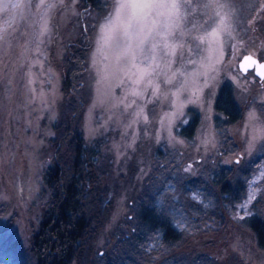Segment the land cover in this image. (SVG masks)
<instances>
[{
	"label": "rangeland",
	"instance_id": "obj_1",
	"mask_svg": "<svg viewBox=\"0 0 264 264\" xmlns=\"http://www.w3.org/2000/svg\"><path fill=\"white\" fill-rule=\"evenodd\" d=\"M101 2L107 10L91 13L84 0H64L49 13V32L44 35L43 10L0 13V28L8 29L0 41V256L34 264L33 233L55 202L47 176L57 156L52 138L65 100L59 65L71 39L76 46L88 41L92 45L81 129L88 145L100 143L101 155L94 164L99 182L88 185L87 194L96 195L97 185L103 202L92 215L86 239L91 264L123 254L116 249L125 235H148L139 217L144 196L163 207L167 199L181 203L168 209L185 229L183 240L173 248L181 251L178 263L264 264V249L244 222L247 215L264 214V78L239 68L247 53L264 60V0H231L234 38L223 37V54L218 57L222 63L213 61L217 70L199 75L195 85L189 77L186 88H180L183 77L175 85H162L159 98L151 89L142 97L132 96L133 85L115 61L114 50L98 52L96 26L111 7V0ZM202 12L203 19L214 16L211 9ZM91 25L95 28L90 32ZM210 54L192 58L199 62ZM198 68L199 63L188 64L186 71ZM224 81L233 84L243 117L218 127L215 100ZM138 106L147 120L135 117ZM198 114L201 123L195 135L179 134ZM228 169L246 190L227 206L215 179ZM188 200L196 205L191 211L186 210ZM158 236L151 244L158 245ZM158 257L154 264H164V249Z\"/></svg>",
	"mask_w": 264,
	"mask_h": 264
},
{
	"label": "trees",
	"instance_id": "obj_2",
	"mask_svg": "<svg viewBox=\"0 0 264 264\" xmlns=\"http://www.w3.org/2000/svg\"><path fill=\"white\" fill-rule=\"evenodd\" d=\"M84 3L91 13L107 10L101 0H84ZM95 25L88 27L90 32ZM75 43L68 40L64 63L59 65L63 72L65 100L61 117L55 124L57 133L52 138L57 156L54 167L48 171L47 176V185L53 189L55 202L52 208L45 211L39 228L33 233L31 252L34 264H91L90 258L86 257L91 252L86 239L92 228V215L103 202L102 190H98L97 185L96 195L90 198L87 194L88 185L99 182L94 164L101 155L100 143L95 141V145H88L81 129L89 97L84 89L92 45L89 41L86 45L81 42L82 45L76 46ZM215 109L218 127L231 126L243 117V110L236 100L231 82L222 83L215 100ZM200 123V115H195L187 125L179 129V134L192 138ZM232 178L233 172L228 169L223 176L215 179L218 195L224 197L225 202L228 199L227 206L234 205L233 202L240 199L246 190L242 181H234ZM96 197L100 199L97 200ZM177 202L181 204L167 199L163 207L153 199L142 197L138 204L139 217L142 226L148 230V235L139 233L134 238L125 235L116 249L123 254L106 256L98 264H154L163 249L164 261L161 263L182 264L177 262L182 259L181 251H173V248L183 240L185 229L177 223L174 213L168 211ZM106 204L105 202L103 205L102 213ZM193 206H196L194 202L188 200L186 210H193ZM244 222L254 232L260 248L264 249V214L252 213L244 218ZM154 231L161 235L158 236V245L151 244L156 236ZM0 264L18 263L0 256Z\"/></svg>",
	"mask_w": 264,
	"mask_h": 264
},
{
	"label": "snow or ice",
	"instance_id": "obj_3",
	"mask_svg": "<svg viewBox=\"0 0 264 264\" xmlns=\"http://www.w3.org/2000/svg\"><path fill=\"white\" fill-rule=\"evenodd\" d=\"M63 2L0 0V13L9 15L16 10L19 14L20 9L29 7L43 10L40 35H44L49 32V13ZM233 7L231 0H111L110 11L105 14L103 23L96 26L97 50L101 54L114 50L115 61L123 66L133 85L132 96L142 97L151 89L152 95L159 98L162 85H175L177 78L183 77L185 79L180 82V88H186L189 77L195 85L199 75L207 76L209 70H217L213 61L222 63L218 57L223 54V37L234 38L235 29L231 22ZM207 9L213 10L214 16L203 19L202 10ZM198 11L201 12L200 17L196 15ZM209 21L212 23L209 24ZM7 33V28H0V41L5 40ZM203 52L211 54L202 56L199 62L192 58ZM236 54L239 55V51ZM253 55H244V62L251 61L255 65ZM104 58L108 59L107 55ZM197 63L199 68L196 72L186 71L188 64L195 66ZM241 67L244 65L241 64ZM29 82L32 83L31 80ZM179 91L177 89V93ZM138 109L135 112L137 119L143 116L144 111L142 106ZM249 116L253 118L252 113ZM143 118L147 120L146 116ZM253 198L249 196V200Z\"/></svg>",
	"mask_w": 264,
	"mask_h": 264
},
{
	"label": "water",
	"instance_id": "obj_4",
	"mask_svg": "<svg viewBox=\"0 0 264 264\" xmlns=\"http://www.w3.org/2000/svg\"><path fill=\"white\" fill-rule=\"evenodd\" d=\"M252 54V53H247L245 55ZM253 59L256 60V64H252L251 61L244 62L243 57L239 61V68L247 73L249 70H254L256 75L259 76L260 78H264V67H260V65L264 64V60L260 59L258 56L253 55ZM241 64L244 65V67H241Z\"/></svg>",
	"mask_w": 264,
	"mask_h": 264
},
{
	"label": "bare ground",
	"instance_id": "obj_5",
	"mask_svg": "<svg viewBox=\"0 0 264 264\" xmlns=\"http://www.w3.org/2000/svg\"><path fill=\"white\" fill-rule=\"evenodd\" d=\"M249 71H251V70H249ZM252 71H254V70H252ZM255 72V71H254ZM256 74V73H255Z\"/></svg>",
	"mask_w": 264,
	"mask_h": 264
}]
</instances>
